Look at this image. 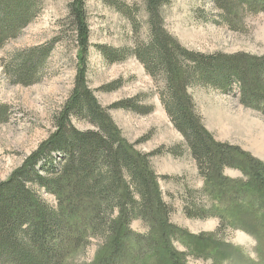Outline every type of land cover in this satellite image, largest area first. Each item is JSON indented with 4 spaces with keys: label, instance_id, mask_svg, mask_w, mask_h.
<instances>
[{
    "label": "trees",
    "instance_id": "trees-1",
    "mask_svg": "<svg viewBox=\"0 0 264 264\" xmlns=\"http://www.w3.org/2000/svg\"><path fill=\"white\" fill-rule=\"evenodd\" d=\"M209 1L212 21L230 29H237L243 17L264 12V0ZM163 2L146 0L147 40L132 48L100 50L109 62L132 55L151 77L162 81L160 103L190 149L203 177L201 192L210 201L208 206H188L186 215L217 217L221 227L244 230L255 239L257 254V260L246 261L264 264V162L217 141L188 92L191 85L223 93L236 90L241 104L264 115V54L187 49L164 29ZM40 3L0 0V48L37 16ZM122 12L127 14V9ZM69 18L79 65L76 84L55 117L54 132L0 182V264H68L94 237L100 244L89 264H188L175 241L193 255L208 257L209 249H220V240L215 234H191L170 222V209L149 165L152 153H140L121 137L86 83L90 43L84 0L71 1ZM52 48L50 42L16 50L8 61L2 60L3 72L12 83H36ZM112 106L135 109L128 101ZM10 114V107L0 103V123ZM74 117L91 128L76 127ZM225 167L237 169L242 177L226 176ZM39 189L54 197L55 206ZM133 219L145 222L148 231L132 230Z\"/></svg>",
    "mask_w": 264,
    "mask_h": 264
},
{
    "label": "rangeland",
    "instance_id": "rangeland-1",
    "mask_svg": "<svg viewBox=\"0 0 264 264\" xmlns=\"http://www.w3.org/2000/svg\"><path fill=\"white\" fill-rule=\"evenodd\" d=\"M72 0H41L37 16L14 39L0 48V103L10 107L7 122L0 123V182L6 180L54 132L55 117L76 84L78 58L69 18ZM89 28V50L85 80L98 104L106 110L122 138L142 154H150V168L157 175L163 200L168 205L170 222L191 234H215L220 249L196 256L179 241L174 246L186 253L188 264H250L257 260L255 239L244 230L220 226L217 217L191 218L185 209L208 206L201 192L203 177L181 133L172 125L159 100L162 81L151 77L132 55L109 62L100 46L132 48L149 36L146 0H84ZM127 9V14L122 10ZM209 0H164L160 14L164 29L182 46L203 53L247 52L264 54V12L243 17L237 29L212 21ZM129 14V15H128ZM52 43L53 48L42 70L41 79L31 85L12 83L3 72L16 50ZM188 92L205 128L220 142L236 145L264 162V115L239 101L236 90L191 85ZM128 101L135 109L112 106ZM80 129L91 128L72 118ZM230 178H241L237 169L225 167ZM50 205L54 197L39 189ZM132 230L146 233L141 219H133ZM99 238L90 239L68 264H89L98 251Z\"/></svg>",
    "mask_w": 264,
    "mask_h": 264
}]
</instances>
